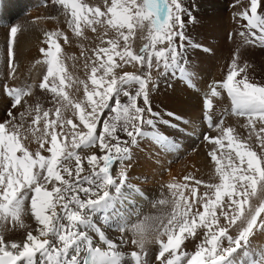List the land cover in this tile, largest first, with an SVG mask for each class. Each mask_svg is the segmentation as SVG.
Instances as JSON below:
<instances>
[{"label":"snow or ice","instance_id":"snow-or-ice-1","mask_svg":"<svg viewBox=\"0 0 264 264\" xmlns=\"http://www.w3.org/2000/svg\"><path fill=\"white\" fill-rule=\"evenodd\" d=\"M47 3L70 14L69 27L77 36H83L82 25L93 32L97 30L95 25H102L105 35L111 29L116 36L101 41L107 47L93 50L99 63L94 61L91 68V87L80 81L83 99L74 101L65 91L69 87L66 81H72V76L61 56L60 39L67 43L68 36L59 30L45 33L47 47L40 52L47 71L38 87L53 94L56 106L54 111L39 103L27 106V115L32 116L27 126L26 113L20 112L17 119L12 110L22 106V102L27 104L25 97L32 95V86H5L11 106L7 119L0 122V227L10 223L12 227L25 228L22 217L28 212L38 227L35 234L27 231L22 242H6L0 233V264H128L127 255L117 250V244L93 220L97 214L122 233L131 224L136 237L132 243L139 248L128 254L131 264H147L148 235L156 237L159 249L155 259L160 264H264V246L250 243L257 232L264 233V199L258 206L251 204L258 192L264 194V84L251 81L248 65H241L234 55L225 80L210 86L205 98L210 113L212 98L222 94L218 89L227 93L232 113L247 118L249 139L255 135L259 154L235 136L233 128L223 127V120L214 125L209 114L208 127L220 133L204 135L214 146L208 155L219 177L218 183L205 185L211 194H199L203 182L186 176L183 182L166 185L172 207L165 217L141 219L136 214L137 222L126 220L115 205L127 175L122 170L113 176L111 169L116 161L130 159V147L137 144L138 138L149 137L162 146L174 147L167 137L156 134L154 118L159 114L152 109L149 85L154 68L191 80L192 74L176 43L178 38H185V16L191 19V13L182 0H111L110 4L104 0L103 11L84 0ZM237 15L246 21V31L239 33L244 43L264 46V0H249ZM138 29L146 32L143 39L147 42L135 52L131 40ZM19 31V25L10 27L7 59L12 76L13 47ZM117 57L125 64L135 62L145 71L117 75L115 69L121 67ZM122 97L127 99L122 102ZM141 100L142 105L138 103ZM69 108L72 118H65L64 112ZM257 122L261 123L259 128ZM145 126L151 131H145ZM120 133L130 139L122 140ZM28 134L39 145L35 152L25 143ZM92 148H98L102 155L92 153L82 158L78 151ZM154 203L163 205L169 201L160 199ZM232 228H236L235 235ZM198 229L202 230L203 239L195 251H184L182 245L188 238L196 237ZM89 232L98 236L104 249L94 244ZM120 243H124L123 238ZM238 250L242 253L240 259L234 257Z\"/></svg>","mask_w":264,"mask_h":264},{"label":"bare ground","instance_id":"bare-ground-1","mask_svg":"<svg viewBox=\"0 0 264 264\" xmlns=\"http://www.w3.org/2000/svg\"><path fill=\"white\" fill-rule=\"evenodd\" d=\"M248 2L249 0H184V6L191 13V19H189L188 16H185V26L183 29L185 38L183 40L178 38L176 43L178 51L184 58L187 71L192 74V78L191 80H187L179 74L173 76L171 73H165L162 68L156 72L153 70L151 75L154 87L149 91V99L152 109L159 114L158 117L154 118L156 134L167 137L169 144L174 145V147L162 146L149 137L138 138L137 144L132 145L130 159L123 161V163L120 161L114 163L113 176H117L121 172V169L125 171L127 175V181L125 182V186L122 187L121 194L117 197V203L115 205L116 210L126 220L137 222L136 214H139L141 219H143V217H165L167 213L171 211L172 207L170 203L171 198L165 195V190L167 188L166 185L173 181L183 182V178L189 176L190 173L193 174L192 171L195 170L197 172H207V170H209L207 174H211V169L207 168V164L205 163H203V165L205 164L204 168H202L203 166L198 165L196 168H192L190 165V157L185 158V160L184 158H181L182 160L180 159V157L186 156L185 152L189 147L188 143L190 142H187L186 139L184 137L183 139L180 135L178 136L183 140L178 138V141L176 138H172V136L170 137L167 133V128L169 127V124H167L168 121L171 122L170 124H174V122L171 121L169 113H181L186 118L183 132L184 134L186 133L184 136L189 137L190 135L191 139H194L191 140V142L196 141L195 139L205 140V133L211 136H217L218 134L215 135L213 132L219 133L218 130L210 132L205 126L207 123L201 122V114L204 112L202 104H204L205 98L210 92V86L225 80L227 73L230 70L234 55L237 56L238 62L241 65L245 63L248 65L246 71L251 81L258 84H264V46H260L258 43H244V37L239 34L242 31H246V21L237 15V13L243 11V8L248 5ZM39 4L40 2L38 0H0V122L7 119L6 113L11 106V99L6 95L5 86H32V95L25 97L27 104L25 105L22 102V106L12 110L13 115L16 116L17 119H19L20 112L26 113L25 126H27L32 119V116L27 115V106L31 105L34 107L36 103H39L44 109H53V111L56 106L53 94L41 90L38 87L47 71V65L43 62L45 58L40 52V49L46 48L47 45H45V43L41 44L43 40L41 41L40 38L37 39L38 35L32 32L34 31L38 33L36 29L38 26L43 25L42 23L48 25L54 24L47 21L49 16L48 13L55 12L57 15H60V19L64 22V25L68 22L66 19L69 14H66L61 8L60 12H57V9L53 5L43 9L40 15L37 13L35 15L29 14V20L32 18L34 19V17L43 20H40L41 22L39 21L38 25L34 24L33 27L36 29H31L32 35L30 33L28 36H25L24 24L25 18H28V16L25 17V15L22 17V15L25 14V11L29 7L34 9ZM16 25L20 26V31L16 37L17 47H13V50L17 48V53H15L14 60L15 75L12 76L9 75L12 69L8 66L7 50L10 42V27ZM64 25L61 27V32L66 35L65 32H67V28H65ZM29 28L31 27L29 26ZM44 31L45 30H43V32ZM144 35H146V32L142 31L140 37L141 40L136 46L137 48L134 49L132 47L136 52H138L143 44L147 42L143 39ZM28 37L31 39V43L32 41L39 40V46L32 47L31 45V47H29L30 42L27 40ZM69 38L70 36H68V42ZM68 42L65 43L62 38L60 39L61 47L63 49L61 54L62 59L67 52L71 55L74 51V48L72 49V46H70ZM132 45L133 42H131V46ZM105 46L107 47L108 45ZM25 47L28 48H26V51ZM158 47L160 46L158 45ZM116 60L117 63L121 64V67L115 69L117 75L126 72L131 65L135 69V74H140L145 71V69L141 68L135 62L125 64L120 61L118 57ZM37 61H40V63H37ZM69 61L71 60L69 59ZM70 64V67H68L67 64L65 65L68 69V73L70 72L69 74L72 76L74 73L71 67H75L76 65L72 61ZM241 76H243V73H241ZM74 78L72 77V81H66V83H68L69 86L71 82L75 84L76 79L74 80ZM237 79H240V77H237ZM218 90H220L222 94L220 97L212 98L214 109L212 110L213 113L211 112V116L215 118L217 117V112L226 110V115L223 114L225 115L223 127H226L228 123L231 124V128H233L236 133L234 135H242L241 137L243 138V135L245 136L250 133V130H247V118L233 115L230 111L231 109H229L232 106L231 99L227 96L225 91L221 89ZM132 91L134 92V89ZM141 102L142 100L138 103L141 104ZM221 113L218 114L222 115ZM204 115L207 116L209 113L205 112ZM217 119H214L215 124L219 121ZM42 123L43 122H41V124ZM172 126L169 128H173ZM145 131H151L149 126H145ZM25 143L30 151L35 152L39 148L38 143L31 134H28ZM205 145H207V141L202 143V146L198 148V150L196 149L197 151H195L196 154L193 159L194 162L197 161L196 156L202 154L201 158L206 157L207 151L204 149H208L211 144H208V147L206 146L204 148ZM210 147L211 148L209 149H212L214 146ZM82 152L84 151L82 150L80 154L82 155V158H84L86 155L92 154L94 151L92 148L89 149V152L86 154ZM85 169L87 172L88 165L86 159ZM190 177L194 176L191 175ZM188 183L190 186L192 185V182ZM50 187L51 185H49V188ZM110 191L114 194V190L110 189ZM261 194L262 193L259 192L251 199L252 205H254V202L258 198L261 201ZM160 199H165L169 201V203L163 205L154 203ZM259 203L260 202L257 203V206ZM109 211L111 212V210ZM22 219L26 225L25 228H20L19 226L12 227L10 223L4 224L3 227H0V233L3 234L6 242H22L27 231H33L35 234V229H37L38 225L30 212L26 213ZM93 220L97 223V226L101 227L106 236L117 244V250L127 255L128 264H131V256L128 254L133 251H139L138 246L132 243V240L136 237H134L130 230L131 224H129V230L122 233L117 231L116 228L111 227L109 223H105L103 217L99 214L94 216ZM221 222L223 223V220H221ZM234 229L235 228L231 229L233 235L236 234V230ZM88 234L92 236L94 244H99L101 248H105L95 233L89 232ZM121 238L124 240L123 244L120 243ZM202 239V230L198 229L196 237L188 238L184 245H182V249L186 252H193L196 250V246ZM250 243L252 245L264 246V233L257 232L250 238ZM158 249L159 245H157L155 235H148L145 240L147 264H160V262L155 259L158 254ZM241 256L242 253L240 250L234 254V257L237 259H240Z\"/></svg>","mask_w":264,"mask_h":264},{"label":"rangeland","instance_id":"rangeland-1","mask_svg":"<svg viewBox=\"0 0 264 264\" xmlns=\"http://www.w3.org/2000/svg\"><path fill=\"white\" fill-rule=\"evenodd\" d=\"M39 2H40V4L37 6V7H35L34 9H32V8H28L26 11H25V14L24 15H22V17H24L25 15V17H27L28 16V18H25V24H24V27H25V36H28V34H30L31 32H32V30L31 29H33V28H35V27H33L34 26V24H36V25H38V22L40 21V20H43V19H37V18H35L34 17V19L32 18V19H30L29 20V16L30 15H35L36 13L38 14V15H40L41 13H42V11H43V9H46V8H48L49 6H51V4L50 3H47V0H38ZM245 1H248V0H245ZM84 2L85 3H88L89 4V6H92V7H101V10L103 11V10H105V8H104V0H84ZM182 2H183V4H184V0H182ZM108 3L110 4L111 3V0H108ZM55 8L57 9V12H60V8L58 7V6H55ZM30 14V15H29ZM48 19H47V21L48 22H52V23H54L53 25L55 26H53V25H48V24H44V23H42L43 25H40V26H38V28L36 29L37 31H38V33H36V32H32V33H35L36 35H38L37 36V39L38 38H40L41 39V41L43 40V42H41V44H43V43H45V39H46V36H44L45 34H43V33H46V32H51V31H57L58 29H59V31H61V27L64 25V22L60 19L61 18V16L60 15H57V13H55V12H53V13H48ZM56 15V16H55ZM31 18V17H30ZM37 19V20H36ZM71 19V17H70V14L68 15V17H67V21L68 22H66L65 23V25H64V27L65 28H67L66 30H67V32H65L66 33V35L67 36H70V38H69V42H68V44L70 45V46H72V49L74 48V51L71 53V55H69V53L67 52L64 56H63V60H64V64H67V66L68 67H70L71 66V61L72 62H74L75 63V67H71L72 69H73V75H72V77L74 78V80H75V82L78 84H74V83H70V86H69V88H66L65 89V91L67 90V92H68V94H69V97L71 98V99H73L74 101H79V100H82L83 99V93H84V89H83V84H81L80 83V81H86V82H88L89 83V86L91 87V85H90V81H89V76H90V74H91V68H92V66H94V61H96V58H95V52L93 51L94 49H97V48H99V47H106L105 45H107L106 43H102L101 41L102 40H104V41H106V40H108V39H114L115 38V36H116V33H115V31L114 30H111V29H107V34L105 35V31H106V28L104 27V26H102V25H95V27H96V32H93L92 30H91V28H89V27H87V26H83L82 25V27H83V36H77V35H75V33H74V31H73V29H72V27H69V20ZM103 19V18H102ZM27 20V21H26ZM28 20H29V22H28ZM35 20V21H34ZM32 21V22H31ZM34 21V22H33ZM41 22V21H40ZM28 23H29V25H28ZM33 23V24H32ZM32 24V25H31ZM28 26V27H27ZM29 26L31 27V28H29ZM42 26V27H41ZM43 26H45V27H43ZM57 26H59V27H57ZM29 28V29H28ZM40 28V29H39ZM45 28V29H44ZM49 28V29H48ZM42 29V30H41ZM48 29V30H47ZM43 30H45L44 32H43ZM28 32V33H27ZM32 33H31V35H32ZM113 33V34H112ZM41 34H42V36H41ZM109 35H113L112 37L111 36H109ZM141 35H142V30H137L136 31V35H135V37L131 40V42H133V45L131 46V47H133L134 49H136L137 47V45L140 43V37H141ZM73 37V38H72ZM44 38V39H43ZM27 40H29V42H30V38L28 37L27 38ZM134 40V41H133ZM10 41V40H9ZM122 41V40H121ZM35 42V43H34ZM32 41V43H34V44H32L31 42H30V46L29 47H31V45H32V47H34V46H39L38 44H40V42H39V40H36V41ZM37 42V43H36ZM27 43H28V41H27ZM121 43V46H123V41L122 42H120ZM25 45H26V42H25ZM46 45V44H45ZM14 46H16L17 47V38H16V42H15V45ZM27 47H25V51L28 49H26ZM132 48V49H133ZM133 49V50H134ZM77 50V51H76ZM135 51V50H134ZM14 52L15 53H17V48L14 50ZM136 52V51H135ZM74 54V55H73ZM71 56V57H70ZM69 59L71 60V61H69ZM68 62H69V64H68ZM99 62L98 61H96V64H98ZM66 66V65H65ZM153 70H155L154 72H156L157 71V69H153ZM126 72H131V73H134L135 72V69H134V67L131 65V66H129L128 67V70H126ZM70 73V72H69ZM88 79V80H87ZM79 82V83H78ZM72 86V87H71ZM154 87V83L152 82V83H150V85H149V89H151L152 90V88ZM72 96V97H71ZM122 99V102H124L127 98H125V97H122L121 98ZM141 104H142V102H141ZM203 105V104H202ZM213 109H214V106H213ZM229 109H232V106L229 108ZM231 111V110H230ZM212 112V111H211ZM211 112L209 113V114H211ZM222 112V113H221ZM177 112H175V113H173V115H170V118H171V121H173L174 122V124H170L171 122H169L168 121V123L167 124H169V127L170 126H172L173 128H167V133L170 135V137L172 136V138H176L178 141H179V139L181 140L183 137L186 139V141L187 142H190V143H188V148H187V150H186V156L185 157H180V159L181 158H184V160H185V158H188V157H190V161H191V166H192V168H196V166L198 165V166H203L202 168H204V165L205 164H207V168H209V169H211V174H207L208 172H209V170H207V172L206 171H192L193 172V174L192 173H190L189 174V176H194L196 179H199V180H201L203 183L199 186V194H203L202 192H206V191H209V193L211 194V190L210 189H207L206 187H205V185L206 184H210V183H218L219 182V177L217 176V174H216V172H215V163H214V161H212L211 160V158H210V156L208 155V153L210 152V151H212L213 150V148L212 149H209V148H211L210 146H213L212 144L208 147V144H210L209 142H207V145H205L204 146V148L207 146L208 147V149H204L205 151H207L206 153V157H203V158H201V155H199V156H196V162H194L193 161V159H194V157H195V154H196V152L195 151H197L198 150V148H200L201 146H202V143H205V141L206 140H198V139H195L196 141H193V142H191V140H194V139H191V137H190V135H189V137L188 136H184L185 134H184V132H183V130H184V124H185V122H186V118L180 113V114H176ZM204 113H205V111L201 114V117H202V119H201V122H203V123H208L207 122V119H206V116L204 115ZM213 113V112H212ZM218 113H221L222 115L223 114H225L226 115V110H222V111H219V112H217L216 113V116L217 117H215V118H213L212 117V120H213V123H214V119H217V120H219L218 121V123L221 121V120H223V122H224V119H225V115H220V114H218ZM231 113H232V111H231ZM218 114V115H217ZM233 114V113H232ZM220 115V116H219ZM233 115H235V114H233ZM64 116H65V118H72V111H71V108H69L67 111H65L64 112ZM183 116V117H182ZM205 116V117H204ZM235 116H238V115H235ZM240 117H242V118H246V117H243V116H240ZM220 118V119H219ZM101 120L103 121V117H101ZM172 122V123H173ZM176 123V124H175ZM214 125H215V123H214ZM231 124H229L228 123V125L226 126V127H231L230 126ZM257 128H259L260 126H261V123L260 122H257ZM182 128V129H181ZM208 128V131H210V132H213L214 131V129H211V128H209V127H207ZM247 130H250V128L248 127V129ZM97 131H100V128L98 127V130ZM171 131V132H170ZM172 132H175V133H172ZM99 133V132H98ZM215 135H217V134H219V133H217V132H213ZM234 134H236L235 133V130H234ZM120 136H121V139L122 140H128V139H130V138H128L127 136H126V134H124V133H120L119 134ZM158 135V134H157ZM163 135H165V134H163ZM178 135H180V137H182V138H180ZM125 136V137H124ZM242 135H237V137H239V139H241V140H244V141H246L248 144H250L251 146H252V148H253V150H256L257 152H258V154L260 153V147H259V143H258V141H257V139H256V137H255V135H252V137H251V139H249V133L248 134H246L245 136L243 135V138L241 137ZM179 138V139H178ZM183 138V139H184ZM188 138V139H187ZM190 138V139H189ZM182 139V140H183ZM183 142V141H182ZM198 143V144H197ZM183 144V143H182ZM190 144V145H189ZM194 145V146H193ZM255 146V147H254ZM197 147V148H196ZM258 148H259V150H258ZM95 148H93V153H95V154H97L98 156L99 155H102V153L100 154V151H99V149L98 148H96L95 150H94ZM197 149V150H196ZM87 150V151H86ZM132 150V146L130 147V151ZM79 151V150H78ZM82 150H80L79 152H81ZM84 152H82V153H84V154H86L87 152H89V149H84L83 150ZM225 151H227V149H225ZM98 152V153H97ZM131 153V152H130ZM220 155V153L218 152V156ZM204 159V160H203ZM182 160V159H181ZM204 161V162H203ZM200 162V163H199ZM188 163V162H187ZM203 163H205L204 165H203ZM212 164V165H211ZM121 171H122V169H121ZM205 175H204V174ZM202 174V175H201ZM206 176V177H205ZM190 183H191V181H189ZM192 184V183H191ZM205 190V191H204ZM259 193V192H258ZM165 195H167V197H170L171 198V193H170V191H169V189L168 188H166V190H165ZM185 195H188V192L186 191L185 192ZM262 199H264V194H261V200ZM258 202H260V199L258 198L255 202H254V205H253V207H255V206H257V203ZM234 230H236V228L234 229ZM158 245V244H157ZM130 262H131V258H130Z\"/></svg>","mask_w":264,"mask_h":264},{"label":"water","instance_id":"water-1","mask_svg":"<svg viewBox=\"0 0 264 264\" xmlns=\"http://www.w3.org/2000/svg\"><path fill=\"white\" fill-rule=\"evenodd\" d=\"M113 167H114V164H113L112 169H111L112 174H113Z\"/></svg>","mask_w":264,"mask_h":264}]
</instances>
